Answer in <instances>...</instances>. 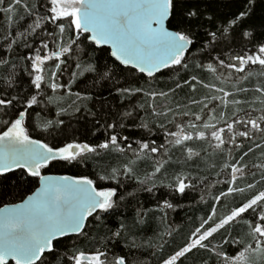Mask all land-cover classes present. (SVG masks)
Here are the masks:
<instances>
[{"label": "snow or ice", "instance_id": "1", "mask_svg": "<svg viewBox=\"0 0 264 264\" xmlns=\"http://www.w3.org/2000/svg\"><path fill=\"white\" fill-rule=\"evenodd\" d=\"M254 3L255 0H248V6L243 11L235 14L216 30L210 31L208 33L210 39L205 49L216 45L218 41L227 42L233 39L238 23L245 22ZM17 5H22L26 14L33 19L24 31L17 32L15 38L5 37L9 41L6 52L11 54L18 41H23V46L31 50L33 54L25 55L23 58L29 62L25 71L30 77V85L35 94L21 96L8 91L16 86L14 70L6 76H0V80H3L5 85L0 91V115H11V119L3 121L6 130L0 132V177L16 169H23L28 176L37 178L41 186L33 195L28 196L25 202L0 209V264H10V261H14L15 264H38V262L43 264L42 257L45 253L55 250L54 242L73 235L76 237L87 235L84 229L90 217L100 220L101 214L112 213L119 207L116 189L98 190L93 179L43 175L42 169L53 162H83L89 155L99 156L101 152L115 151L120 154L131 152L136 159L130 165L122 169H113L109 175H102L99 179H112L119 183L121 175H134L132 165L138 161H151V173L146 174L144 179H139L138 183L148 184L146 190L151 192L159 181L160 186H166L173 192L183 195L186 189L196 187L191 182L196 177L180 174L167 185L163 184L161 177L170 162L169 145L173 148H184L187 153L186 158L192 160L194 157H199L200 153L188 146L190 141H206L215 150L223 152L227 144H232L236 149L242 148L243 143H237L238 137L248 140L257 133L264 137V115L256 119L248 115L245 119L239 116L242 110L239 107L231 117V122L223 119L225 114L221 112L219 118L227 126L226 128L212 123L218 118L215 115L216 109L209 108L205 100L210 99L213 102L219 100L224 108H228L230 104L240 106L249 103L243 99H227L249 91L247 88L237 86L236 92H227L222 87L215 88L216 92L223 94L219 97L212 95L205 100L192 99L191 103L202 105L201 113L204 109L212 113L207 117L208 122L202 125L197 122L204 119V115L187 111L178 113L182 117H190L187 122H177L175 116L169 119L168 122L174 125L175 131L164 124L158 125L164 129L167 145H157L154 140L147 142L137 140L135 141L137 147L134 148L133 143L128 142L129 136H121L120 132L116 131L115 123L106 126V130L112 129L113 132L104 142L95 146L77 142L67 143L63 147L50 146L33 139L29 135L27 126L29 117L34 116L36 121H42V118L39 112L29 110L54 101L59 102L63 99V95H57L58 93L75 95L78 100L90 98L82 97L79 92H72V85L79 76L85 72L96 71L94 65H85L82 61L85 52L82 45L89 41L97 47L109 45L112 49L111 56L120 65L152 79L163 69L176 66L180 69H188L185 56L190 46L195 43L192 25L198 22L199 15L196 10L187 9L177 21L175 0H43L33 7L24 4L23 0H12L8 7H4V0H0V12L8 16L16 10ZM41 8L45 9L43 15L40 14ZM208 20L212 21V17H208ZM45 25L49 27L45 28ZM173 27L174 30H170ZM66 34L67 42L64 39ZM30 37L36 38L37 47L33 48L32 44L27 42ZM241 37L249 41L255 40L254 32L251 30H242ZM50 43L53 45L52 48L49 47ZM69 61H73L75 70L69 74L68 81L62 83L61 78L71 66ZM8 63L7 60H0V66L6 67ZM257 65L264 70V42L260 43L256 51L251 54L229 53L227 61L217 56L214 62L207 64L206 69L209 74L221 79L219 71L221 68L234 70L235 73H245L246 68ZM197 67L203 68L204 65L199 64ZM259 74L264 76V72ZM251 75L253 73L249 71L241 79H247ZM103 76L108 79L111 78L112 73L109 70L104 72ZM226 79H234L231 71L228 72ZM223 82L224 80L221 79V83ZM197 85L209 90L215 87L214 84L205 83L196 75H192L183 83L177 82L170 91L175 92L178 88L188 86L192 92H195ZM48 90H51V95ZM117 91L126 98L142 93L152 101L158 96L169 95V92L148 91L143 87H121ZM255 91L261 94L259 103L264 105V87H258ZM41 97L44 99H40ZM149 106L152 115L156 117H167L168 112L171 111V109L158 111L154 103ZM9 109L13 110L11 114ZM259 111L264 112V108ZM124 115L131 116L132 113L126 112ZM42 122L43 132L58 128L63 123L61 120ZM238 125L246 130L238 131ZM119 127L124 128L125 125L121 123ZM140 127L151 134L152 129L148 123L141 121ZM249 151H244L235 164L231 162L224 164L222 171H228L230 177L225 183L232 186L222 195L245 191V188L238 187L236 182L246 175L245 169L248 166L242 162ZM229 158L230 161L236 159L231 155V150H229ZM253 167L264 169V164H256ZM211 186L215 187V185ZM247 187L252 189L255 185L249 183ZM213 199L219 202L220 197ZM163 207L172 208L173 205L166 201ZM215 216L216 211L213 208L211 215L189 237L190 242L165 259L163 264H177L178 258L184 257L195 248L208 251L218 257V264H251L252 256L264 257V191H259L246 202L232 209L228 215L219 218L218 222L213 221ZM238 221L244 223L247 231L243 236L232 237L230 228ZM205 224L208 227H204ZM123 227L121 225V230ZM121 230L113 232L108 239L115 242V239L120 238ZM221 230L227 232L228 237L220 243H213L210 238ZM229 242L238 249L236 254L229 255L223 251V246ZM64 257L66 264H131L125 256L113 254L112 259H109L108 251L100 248L90 255L79 249H73L70 250V254L65 252Z\"/></svg>", "mask_w": 264, "mask_h": 264}, {"label": "trees", "instance_id": "2", "mask_svg": "<svg viewBox=\"0 0 264 264\" xmlns=\"http://www.w3.org/2000/svg\"><path fill=\"white\" fill-rule=\"evenodd\" d=\"M42 2L43 0H23V3L29 7ZM11 3L12 0H4V7H8ZM175 5L177 21L182 18L187 9L196 10L199 15L198 22H194L192 25L195 43L185 56L189 65L188 69H180L178 66L171 67L149 79L134 70L130 71L128 68H124L111 58L108 49H97L89 41L82 45L85 48L82 61L85 65H94L96 71L85 72L79 76L72 85V92H79L82 97L90 98L78 100L75 95L68 96L58 93L57 95H63V99L59 102L54 101L51 104L42 105L40 108L29 110L30 112H39L42 121H63L60 127L43 132L41 131L43 122L36 121L34 116H30L27 125L29 135L50 146L63 147L72 142L88 143L95 146L97 143L104 142L106 137L113 132L112 129L106 130V126L115 123L116 131L120 132L121 136H129L128 142L133 143L134 148L137 147L135 143L137 140L142 142L154 140L157 145H167L164 129L158 125L164 124L167 128L175 131L174 125L168 121L175 116L177 122H187L190 117H182L178 114L185 111L204 115V119L197 122L200 125L208 122L207 117L212 113L208 112V109H204L201 113L202 105L193 104L191 101L193 98L205 100L206 97L212 95L219 97L223 94L216 92L215 88L220 87L227 92H236L237 86L249 89L248 92L227 98L229 100L243 99L249 103L240 106L230 104L228 108H224L219 100L214 102L210 99L205 100L209 108L216 109L215 115L218 118L212 123H216L218 127H227L219 118L221 112L225 114L223 119L231 122V117L237 107L242 109L239 116L245 119L248 118V115L253 119L264 115V112L259 111L264 108V105L259 103L261 94L255 91L258 87H264V76L259 74L264 70H261L258 65L249 66L245 69V73H235L234 70L221 68L219 71L221 79L224 80L223 83H221V79L209 74L206 69L207 64L214 62V58L217 56H221L227 61L229 53L235 55L249 52L251 54L256 51L260 43L264 42V0H255L251 6L250 15L245 22L238 23L234 30L233 39L227 42L218 41L216 45L209 46L207 49H205V45H208L210 39L208 33L243 11L248 6V0H175ZM44 12L45 9L41 8L40 14L43 15ZM208 17H212V21H209ZM32 19L26 14L22 5H17L16 10L8 16L4 12H0V60L9 61L6 67L0 66V76H6L14 70L16 86L8 91L21 96L35 94L30 85V77L25 71L29 62L23 58L25 55L33 53L29 48L23 46V41H18L11 54L7 53L6 48L9 41L5 37L15 38L17 32L24 31ZM48 27L45 25V28ZM170 29L174 30V27ZM242 30L253 31L255 40L243 39L241 37ZM67 38L66 34L65 42H67ZM82 39L83 37H81ZM27 42L31 43L33 48L38 46L35 37H30ZM49 47L52 48L53 45L50 43ZM199 64L204 67H197ZM69 65L71 66L61 78L62 83L67 82L69 74L75 70L73 61H69ZM109 70L112 76L106 79L103 73ZM229 71L234 77L232 80L226 79ZM249 71L253 75L247 79H241ZM192 75H196L205 83L214 84L215 87L209 90L197 85L196 91L192 92L188 86H184L176 89L175 92L170 91L177 82L183 83ZM4 87V81L0 80V91ZM121 87H143L148 91L169 92V95L158 96L155 101L145 97L142 93L126 98L118 94L117 89ZM48 92L51 95V90ZM40 99H44V97ZM253 101L255 102L252 103ZM153 103L158 111L171 109L168 116H153L149 106ZM253 109L256 110L253 111ZM18 110L16 109V111ZM8 111L10 114L13 112L12 109ZM126 112H130L132 115L125 116ZM9 119H11V115H0V132L5 130L3 121ZM141 121L149 124L152 129L151 134L140 127ZM38 123L39 127H37ZM121 123L125 125L124 128L119 127ZM237 128L238 131L246 130L239 125ZM189 131L192 130L189 129ZM213 143L215 142L213 141ZM237 143H243V147L236 149L232 144H227L225 150L220 152L206 141H190L188 146L200 153L199 157H194L192 160L186 158L187 153L184 148H173L169 145L170 162L166 165L161 177L163 184L167 185L174 180L176 175L180 174L196 177L191 181L196 187L186 189L183 195L173 192L166 186H160L159 181L151 192L146 190L148 184L140 185L138 183L139 179H144L146 174L151 173V161H138L132 165L134 175H121L119 183L112 179H99L102 175H109L113 169H122L126 165H130L136 159L131 152L126 154L115 151L101 152L99 156L89 155L83 162H53L43 170L44 173L87 177L93 179L99 189H116L119 207L112 213L101 214L100 220L91 217L84 230L87 235L67 237L57 241L55 250L42 258L43 264H66L65 252L70 254V250L79 249L90 255L97 248L108 251L109 259H112L115 254L116 256H125L131 264H163L165 259L174 255L176 251L190 242L189 237L211 215L213 208L216 211L213 221L218 222L219 218L228 215L232 209L246 202L259 191H264V178H262L264 169L253 167L256 164H264V137L258 133L248 140L238 137ZM229 150H231V155L236 158L235 160L230 161ZM244 151H249L248 156L244 157L242 162L248 167L245 169L246 175L237 180L236 184L238 187L245 188V191L227 196L222 195L232 186L225 183L230 177L228 171H222V168L228 162L235 164ZM249 183L254 184L255 187L249 189L247 187ZM211 185H215V187ZM37 187L38 179L28 176L24 170L0 177V207L23 200ZM120 197L123 198L120 199ZM213 197H220L219 202H216ZM166 201L173 207L164 208L163 205ZM247 215L246 213L245 216ZM121 225L124 226L122 230ZM204 227H208V225L205 224ZM117 230H121L120 238L115 239V242L109 240L108 237ZM230 231L232 237L243 236L247 228L242 221H238L231 226ZM227 237V232L221 230L214 234L210 240L213 243H220ZM223 251L233 255L237 253L238 249L229 242L223 246ZM62 257L64 258L61 259ZM10 264L14 263L10 262ZM177 264H218V257L208 251L195 248L186 253L184 257L178 258ZM251 264H264V257L252 256Z\"/></svg>", "mask_w": 264, "mask_h": 264}, {"label": "water", "instance_id": "3", "mask_svg": "<svg viewBox=\"0 0 264 264\" xmlns=\"http://www.w3.org/2000/svg\"><path fill=\"white\" fill-rule=\"evenodd\" d=\"M170 30H172V29H170ZM97 49H103V48H105V49H108L109 51H110V56H111V51H112V49H111V47L109 46V45H103V46H100V47H97V46H95ZM190 49H191V46H190ZM189 49V50H190ZM111 58L112 59H114L115 60V58L114 57H112L111 56ZM116 61V60H115ZM116 62H118V61H116ZM119 63V62H118ZM120 64V63H119ZM123 66V65H122ZM124 68H126L125 66H123ZM165 69H163L161 72H163ZM161 72H159V73H157L156 74V76L157 75H159ZM33 139H35V138H33ZM41 141V140H40ZM42 143H45V142H43V141H41ZM51 165V164H50ZM49 165V166H50ZM48 166V167H49ZM47 167V168H48ZM44 169H46V168H44ZM44 169H42V174L43 175H45V176H52V177H64V176H68V177H72V178H74V179H80V178H83V177H75V176H71V175H61V174H47V173H44L43 172V170ZM18 170H23V169H16V170H14L13 172H16V171H18ZM13 172H11V173H13ZM7 174H10V173H7ZM40 186H41V184H40V182H39V180H38V187L31 193V194H29V195H27L23 200H21V201H19V202H16V203H12V204H6V205H3L2 207H0V209H2V208H4V207H9V206H11V205H15V204H20V203H23V202H25L26 200H27V197L28 196H30V195H33L34 193H35V191H37L39 188H40ZM109 189V188H108ZM108 189H99L98 188V190H108ZM91 218V217H90ZM89 218V219H90ZM89 221V220H88ZM88 223V222H87ZM87 223H86V225H87ZM85 228H86V226H85ZM85 230V229H84ZM74 236V235H73ZM73 236H69V237H73ZM64 238H67V237H64ZM64 238H61V239H64ZM60 239V240H61ZM56 242H54V244H55ZM46 254H49V253H45V255ZM43 258V257H42ZM10 262H12V263H14L15 264V262L14 261H10ZM39 263V262H38Z\"/></svg>", "mask_w": 264, "mask_h": 264}]
</instances>
